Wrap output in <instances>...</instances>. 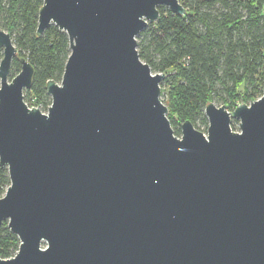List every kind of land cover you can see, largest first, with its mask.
Wrapping results in <instances>:
<instances>
[{
  "label": "water",
  "instance_id": "obj_1",
  "mask_svg": "<svg viewBox=\"0 0 264 264\" xmlns=\"http://www.w3.org/2000/svg\"><path fill=\"white\" fill-rule=\"evenodd\" d=\"M180 0H44L70 54L30 106L34 66L0 28V224L20 239L0 264H264V91L233 110L210 101L207 133L177 135L137 36ZM239 121L240 130L232 127Z\"/></svg>",
  "mask_w": 264,
  "mask_h": 264
},
{
  "label": "trees",
  "instance_id": "obj_2",
  "mask_svg": "<svg viewBox=\"0 0 264 264\" xmlns=\"http://www.w3.org/2000/svg\"><path fill=\"white\" fill-rule=\"evenodd\" d=\"M185 14L159 5L160 18L137 36L138 50L153 71L164 72L161 96L177 135L190 119L208 124L210 101L228 109L257 99L264 91V0H180ZM44 0H0V28L11 33L18 54L10 78L21 69L20 57L34 66L28 105L43 111L51 104L46 83L61 81L70 54L65 31L51 24L38 35L39 11ZM3 51L0 49V60ZM10 184L7 167L0 165V196ZM20 245L8 222L0 224V257L15 255Z\"/></svg>",
  "mask_w": 264,
  "mask_h": 264
},
{
  "label": "rangeland",
  "instance_id": "obj_3",
  "mask_svg": "<svg viewBox=\"0 0 264 264\" xmlns=\"http://www.w3.org/2000/svg\"><path fill=\"white\" fill-rule=\"evenodd\" d=\"M1 50H2V49H1ZM2 51H3V50H2ZM24 93H25V91H24ZM29 102H30V104H29L30 106H35V105L33 104V103H34V99H31ZM216 104L221 105V101H217ZM230 110H232V109H230ZM46 111H47V109H46ZM208 124H209V122H208ZM208 124H205V123H201V122H199V123L196 125V127H197L198 129L204 131L205 133H207ZM232 127H233L234 130H240V128H239V121H238L237 119H233V121H232ZM180 135H181V133H180ZM180 135H179V136H180Z\"/></svg>",
  "mask_w": 264,
  "mask_h": 264
}]
</instances>
